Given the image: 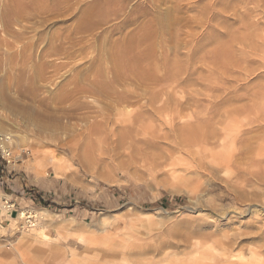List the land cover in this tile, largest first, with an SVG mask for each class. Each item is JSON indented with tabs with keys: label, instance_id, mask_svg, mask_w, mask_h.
<instances>
[{
	"label": "rangeland",
	"instance_id": "374dc122",
	"mask_svg": "<svg viewBox=\"0 0 264 264\" xmlns=\"http://www.w3.org/2000/svg\"><path fill=\"white\" fill-rule=\"evenodd\" d=\"M231 1L0 0V133L28 153L0 199L39 220L3 212L0 264H264V178L215 162L264 152V9Z\"/></svg>",
	"mask_w": 264,
	"mask_h": 264
},
{
	"label": "bare ground",
	"instance_id": "6f19581e",
	"mask_svg": "<svg viewBox=\"0 0 264 264\" xmlns=\"http://www.w3.org/2000/svg\"><path fill=\"white\" fill-rule=\"evenodd\" d=\"M237 3H239V5H242V7L247 6V5H252V7L250 6L251 7L250 9L253 10L252 12L258 11V9H262V10L264 9V0H232L231 3H225L224 2L223 5L225 4L224 6H227V7L232 6V7H234L235 5H237ZM239 15H238V17H239ZM241 15H243V13ZM88 18L91 19L92 16L89 15ZM246 21H248L246 19V16H245V18H244V16H242V17H239V18L235 19V22H243V23H245ZM95 25H96V22L94 20H92V21L89 20V24L86 25V28H88L89 30L90 29L92 30ZM150 36L144 35L143 37H140V38L131 39L129 45H126V46L116 45L115 50L117 52H122L124 54L131 53L133 51H137L139 49V47L141 45H143L150 38ZM151 38H152V36H151ZM185 45H186V43H185ZM224 46L227 47L229 45L227 44V45H224ZM173 47H175V46H173ZM149 49H150V46H149ZM146 53H147V50L144 49V50L141 51L139 56L140 57L141 56H145V55H147ZM195 56H197V54ZM120 64H121L120 62H118V61L116 62V66L119 67ZM173 74H174V72L170 73V75H169L170 78L173 77ZM116 77H117V79H119L121 76L118 75ZM119 95H120L119 96L120 98L121 97L122 98L123 97L126 98V97L129 96V94H127V93H120ZM215 162L217 164V168H219V169L220 168H224V167H228V168H233L235 170V172L237 173V179H236V181L234 183L236 185H240V186L241 185H245L244 182L247 181V177H249V176H252V177L256 178L258 181L262 180L264 178V152H259V151L258 152H252V151L248 152V151H242V150L241 151H230V153L226 157H223L221 160L216 159ZM216 164H215V166H216ZM6 196L8 198H10L8 195H6ZM25 213L26 212L24 210L23 211L20 210V212L18 213V216H19L20 220H22L21 219V214H22V217H23V215L25 216ZM35 216L38 219V216H37L36 213H35ZM43 218H45V217H43ZM256 254H257V252H254V255H256ZM243 264H245V263H243Z\"/></svg>",
	"mask_w": 264,
	"mask_h": 264
},
{
	"label": "built area",
	"instance_id": "2783aa9c",
	"mask_svg": "<svg viewBox=\"0 0 264 264\" xmlns=\"http://www.w3.org/2000/svg\"><path fill=\"white\" fill-rule=\"evenodd\" d=\"M11 136L9 135H3L0 133V165H2L4 168H9L11 165H16L24 161L25 154L27 155V151L22 152H16L11 147ZM3 183L0 182V185ZM20 212L18 210V204L16 201H14L11 198L8 197H2L0 199V238H3L2 234V228H3V221L2 216L3 212L12 214L14 212ZM25 216L21 214V224L20 226L25 229H31L35 227L38 224V219L35 216L34 210L32 209H26L24 210Z\"/></svg>",
	"mask_w": 264,
	"mask_h": 264
},
{
	"label": "crops",
	"instance_id": "0c3cea01",
	"mask_svg": "<svg viewBox=\"0 0 264 264\" xmlns=\"http://www.w3.org/2000/svg\"><path fill=\"white\" fill-rule=\"evenodd\" d=\"M25 172V171H24ZM27 174V177H28V180H30V182H35L34 180L36 179V177H35V179H32L29 175H28V173H26ZM20 177H22V175H15V176H13V177H11V176H6V177H4V179L8 182V185H11V184H14V187L16 186L17 187V189L18 190H23V188H24V186H23V182L20 180ZM26 178V177H25ZM47 180V183H50V181L48 180V179H46ZM32 183V184H33ZM56 184V183H55ZM56 187H53V189H55ZM11 199H12V197L14 196V195H9V194H7ZM14 200V199H13ZM15 201V200H14ZM32 201V200H31Z\"/></svg>",
	"mask_w": 264,
	"mask_h": 264
}]
</instances>
